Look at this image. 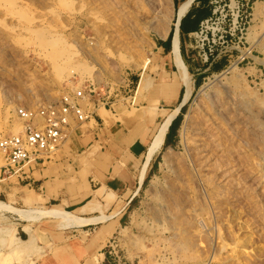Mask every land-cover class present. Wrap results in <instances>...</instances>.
Wrapping results in <instances>:
<instances>
[{
    "label": "rangeland",
    "instance_id": "1",
    "mask_svg": "<svg viewBox=\"0 0 264 264\" xmlns=\"http://www.w3.org/2000/svg\"><path fill=\"white\" fill-rule=\"evenodd\" d=\"M180 1L0 0L4 133H21L17 109L55 103L65 92L90 88L92 100L107 103L100 112L112 117L110 110L133 115L142 99L168 104L191 89L172 143L162 146L146 179L118 200L114 231L100 243L93 234L95 250L79 247L71 234L53 236L67 243L59 249L45 248V233L21 243L23 223L14 219L22 212L16 208L30 210L16 199L22 193L30 203L29 192L15 185L36 188L31 180L40 169L47 170L44 178L93 182L95 165L60 160L59 148L7 174L0 152V202L16 209L0 210V264H73L95 252L106 255V264H264V0L194 2L180 27L188 72L180 54L182 69L175 61L185 87L174 81L169 56ZM44 210L29 212L37 217ZM33 240L39 248L30 246Z\"/></svg>",
    "mask_w": 264,
    "mask_h": 264
},
{
    "label": "crops",
    "instance_id": "2",
    "mask_svg": "<svg viewBox=\"0 0 264 264\" xmlns=\"http://www.w3.org/2000/svg\"><path fill=\"white\" fill-rule=\"evenodd\" d=\"M186 14L177 22L175 20L174 26L179 23L180 60L187 70V66L181 56L180 39V25ZM172 38L173 34L170 38L169 56L176 69L174 81H179L184 86L172 54ZM144 78V84L141 89L147 86V77L144 76ZM184 95L185 89L184 92L179 90L168 104L166 103V98L161 102L153 103L142 99L140 106L135 108L133 115H129L130 109L120 107L116 112L110 110L112 117H108L106 115L108 113L107 110L104 109L102 110L103 113H101L100 108L97 107L90 110L92 115L84 123L71 122L65 132L66 139L58 150V157L60 160L69 158L71 162L78 159L92 162L95 165L92 173L94 180L93 182H82L78 178L73 177L56 178L53 176L44 178L43 175H45L44 173L47 170L40 169L38 172L40 177L31 180L36 188L29 189L25 185H15L14 188L16 190H27L30 194V203L26 201L27 199L22 193L19 194V197H16L21 206L26 205L25 207L30 210L15 207L22 212L14 213L17 216L14 219L23 223L20 231L26 237L27 240L25 241L28 242L30 239L29 235L32 238L33 234L37 232L45 233L47 236L45 248L48 249L63 248L67 244L64 241L54 242L53 236H60L61 239L74 237L79 247L90 250H95L97 247L92 242L94 233L99 236L98 243L104 242L103 240L117 227L118 213L116 204L118 200L120 198L123 199V196L128 191L131 192L132 188L139 186L146 179L149 170L152 168L153 160L159 154L162 146L165 143H172L174 139L172 128L182 108L180 106L185 104V102L183 103ZM169 115H173V117L166 127L163 141L149 158V148L152 145L157 128L160 125L159 123L163 122ZM64 146L66 147L64 148ZM32 209L67 211L83 222L65 225L63 221L55 217H48L49 219L47 217H37L33 219L36 213L29 212ZM92 219H98V221H92ZM28 222L30 223L29 225L26 224ZM42 222H48V225H43ZM34 223H36L35 227ZM25 228L29 229V233ZM83 236H87V240L80 242ZM34 243V247H40L36 241ZM68 244H74V242H68ZM91 256L92 259L88 261L84 257L74 259L75 263L73 264H106L104 261L106 259L105 254L95 252L91 253ZM26 264L36 263L31 259ZM49 264L70 263L56 261L55 263L49 262Z\"/></svg>",
    "mask_w": 264,
    "mask_h": 264
},
{
    "label": "built area",
    "instance_id": "3",
    "mask_svg": "<svg viewBox=\"0 0 264 264\" xmlns=\"http://www.w3.org/2000/svg\"><path fill=\"white\" fill-rule=\"evenodd\" d=\"M92 92L87 87L65 92L57 102L36 109H17L16 115L23 122L21 133L7 134L0 129V152L5 160L3 172L15 174L30 163L37 165L48 159L62 146L71 122L84 123L92 115L90 110L100 105L105 108L106 102L92 100Z\"/></svg>",
    "mask_w": 264,
    "mask_h": 264
},
{
    "label": "bare ground",
    "instance_id": "4",
    "mask_svg": "<svg viewBox=\"0 0 264 264\" xmlns=\"http://www.w3.org/2000/svg\"><path fill=\"white\" fill-rule=\"evenodd\" d=\"M163 0H161L162 2ZM195 0H183L180 1V3L177 5V7L175 8V20L177 22V20L181 19L188 11V9L190 8L191 4L194 2ZM162 7V6H161ZM169 7V6H168ZM167 9V8H166ZM169 13V12H167ZM171 15V14H170ZM165 16V15H164ZM169 18V17H168ZM167 18V21L169 20ZM163 19V18H162ZM180 22V21H179ZM167 23V22H166ZM179 23L176 24L174 26V31H173V38H172V54L174 56L175 61H177L178 63V67L181 66V64L179 63V27H178ZM164 26V24H163ZM259 39L263 40L264 39V31L262 32L261 36L259 37ZM179 69V68H178ZM182 69V66H181ZM232 69H235L234 66L232 67ZM182 71V70H181ZM187 77V75H186ZM182 78V77H181ZM189 80V78H188ZM186 81V80H185ZM186 83V82H185ZM183 83V84H185ZM191 89H190V85H188L186 87V91H185V95H184V100L183 103L187 101V99L189 98V96L191 95ZM173 115H169L168 118H166L163 122L160 123L159 127L157 128V132L155 134V137L153 139L152 145L149 148L150 151V156L152 153H154V151L156 149L159 148V146L161 145L163 138H164V134H165V130L166 127L169 123V121L172 119ZM157 152V151H156ZM3 155V154H2ZM20 171L17 170L15 174H17ZM141 180V179H140ZM136 192V191H135ZM0 210H5V211H9V212H15L16 209H14L13 206L6 204V203H2L0 202ZM76 216V215H75ZM37 217H55L60 219L61 221H63V223L66 225H72V223H82L83 221L79 220V218L74 217V215H72L70 212L67 211H57L54 209H46L44 211H38V216ZM34 216L33 219L37 218ZM49 219V218H48ZM37 222V220H36ZM61 225V224H60ZM76 225V224H75ZM11 233V232H10ZM31 234V233H30ZM29 238L31 240V236L29 235ZM33 239V238H32ZM29 240V242H30ZM26 242V241H25ZM34 242V240H33ZM32 242V243H33ZM24 243V242H21ZM28 243V242H26ZM31 243V244H32ZM30 244V243H29ZM34 244V243H33ZM25 245H23L24 247ZM27 246V245H26ZM25 246V248H26ZM33 246V245H30ZM42 246V245H41ZM36 248V247H35ZM28 249V247H27ZM29 250V249H28ZM23 251V249H22ZM30 251V250H29ZM43 251V250H42ZM33 252V251H32ZM29 253V252H28ZM29 256V255H28Z\"/></svg>",
    "mask_w": 264,
    "mask_h": 264
},
{
    "label": "trees",
    "instance_id": "5",
    "mask_svg": "<svg viewBox=\"0 0 264 264\" xmlns=\"http://www.w3.org/2000/svg\"><path fill=\"white\" fill-rule=\"evenodd\" d=\"M207 17H210V13H209V12H208L207 15L203 16V19H204V18H207ZM180 27H181V25H180ZM158 45L160 46V45H162V44H161V43H158Z\"/></svg>",
    "mask_w": 264,
    "mask_h": 264
},
{
    "label": "water",
    "instance_id": "6",
    "mask_svg": "<svg viewBox=\"0 0 264 264\" xmlns=\"http://www.w3.org/2000/svg\"><path fill=\"white\" fill-rule=\"evenodd\" d=\"M182 106H180V108H181Z\"/></svg>",
    "mask_w": 264,
    "mask_h": 264
}]
</instances>
